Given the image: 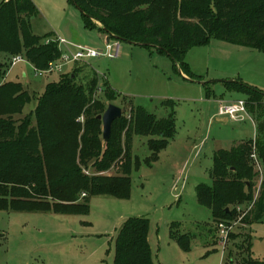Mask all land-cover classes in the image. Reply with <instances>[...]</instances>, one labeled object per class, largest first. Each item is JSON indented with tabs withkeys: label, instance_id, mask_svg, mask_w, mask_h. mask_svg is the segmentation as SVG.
Returning <instances> with one entry per match:
<instances>
[{
	"label": "rangeland",
	"instance_id": "rangeland-1",
	"mask_svg": "<svg viewBox=\"0 0 264 264\" xmlns=\"http://www.w3.org/2000/svg\"><path fill=\"white\" fill-rule=\"evenodd\" d=\"M33 1L39 9L38 15L31 19L35 35L44 38L52 33L82 46L98 49L104 46L105 34L85 27L80 11L69 0ZM200 2L211 6L210 0ZM175 17L188 20L182 18L179 11ZM203 20L188 21L206 29L209 20L205 16ZM93 22L102 27L101 22ZM180 33L188 34L185 30ZM119 46L116 58L69 62L61 71L36 72L23 53L17 55L22 59L9 67L13 55L0 52V64H5L6 69L4 80L19 82L34 95L40 94L46 83L58 81L61 75L81 67L78 73L75 71L77 83L95 74L98 77L97 85L103 90H96L95 96L104 98L109 85L116 94L128 99L123 102L118 96L109 102L121 107L122 115L128 119L125 128L131 123L132 103L161 118L170 111L161 104L166 99L172 101L175 123V133L159 151L160 160L153 167L142 162L150 155L148 136L132 135L130 166L136 158L140 159L141 166L130 174L127 197L89 195V209L73 214L55 211L51 202L48 209L35 212L0 210V264H113L114 239L122 223L132 216L149 220L148 239L155 264H250L264 260V214L258 221L253 218L264 167L255 153L254 143L251 153L256 154L258 166L251 159L252 200L228 204L226 208L234 209V216L215 223L210 209L197 202L194 188L199 182L211 183L210 168L216 149L229 148L243 139H255L258 121L253 116L236 122L218 115L215 100L248 101V91L238 85L236 90L242 93L228 90L225 80L264 91V52L212 37L207 43L187 51L185 66H175L169 55L154 48L124 41H120ZM23 73L26 74L23 76ZM206 85L210 96H207ZM34 105L33 100L14 117L21 119ZM260 117L264 119V113ZM124 131L120 135L122 142L126 138ZM193 146L192 153L199 152V156L193 158L191 153L186 174L174 181L172 173L175 172L170 165L176 160L180 162V157L188 154ZM124 160L127 161L126 155ZM123 164L125 167L121 159L110 171L99 175H115ZM81 170L86 176L96 174L91 164L82 166ZM84 195L80 193V197ZM219 222L232 226L224 244L219 240ZM170 230L190 235V247L182 248L170 237Z\"/></svg>",
	"mask_w": 264,
	"mask_h": 264
},
{
	"label": "trees",
	"instance_id": "trees-1",
	"mask_svg": "<svg viewBox=\"0 0 264 264\" xmlns=\"http://www.w3.org/2000/svg\"><path fill=\"white\" fill-rule=\"evenodd\" d=\"M69 1L80 11L85 27L119 41L166 53L175 66H185L187 51L207 43L212 37L264 52V0H210V8L200 0H180L178 4L176 0ZM177 11L188 20L198 18L204 22L205 16L209 24L202 29L198 23L177 20ZM38 13L33 0L0 2V52L13 55L11 58L23 53L36 72L47 70L49 62L60 58L56 42L45 43V39L55 35L48 33L42 38L32 31L31 19ZM93 20L101 22L102 27ZM78 70L81 67L61 75L58 81L46 83L44 90L34 95L19 82L5 81V64H0V210L35 212L48 209L51 202L55 211L73 214L89 209V195L127 197L130 174L141 163L136 158L130 166L132 135L148 136L150 155L142 160L146 165L158 159L159 151L174 135L171 100L162 101L170 111L161 118L129 100L132 103L129 127L125 128L126 116L116 118L108 140L103 141L101 120L97 116L104 112L106 102H113L120 95L105 83L104 98L95 96V91L101 89L97 85L98 77L95 74L77 83ZM223 82L228 90L248 91L246 108L258 125L255 139H243L229 148L216 149L210 168L211 183L199 182L194 187L197 202L210 209L215 223L235 215L234 209L226 208L228 204L252 200L250 155L253 143L264 167V119L260 117L264 113V91L240 82ZM205 87L210 96L209 87ZM120 97L123 102L128 100ZM33 100L34 108L16 119L14 116L22 113L25 105ZM124 129L126 138L122 142L120 135ZM121 159L125 167L123 164L117 174L99 175ZM88 164L95 175L82 173L81 167ZM82 192L85 195L80 197ZM263 214L264 179L254 202V221L260 220ZM148 232L147 218H127L114 239L113 264H155ZM169 233L182 248L190 247V235L171 230ZM250 264H264V260Z\"/></svg>",
	"mask_w": 264,
	"mask_h": 264
},
{
	"label": "built area",
	"instance_id": "built-area-1",
	"mask_svg": "<svg viewBox=\"0 0 264 264\" xmlns=\"http://www.w3.org/2000/svg\"><path fill=\"white\" fill-rule=\"evenodd\" d=\"M54 41L57 44L58 50L60 51V58L57 61L49 62L46 71H61L65 63L79 62L85 59H97V58H116L119 55L120 41L115 38L105 40L104 46L101 49L93 48L90 46H82L68 42L63 37L54 36L47 38L45 43ZM21 56H14L11 58V64L14 65L20 61ZM217 114L229 117L231 120L236 122L243 121L245 116L250 114L246 108V102L244 99H233L230 101L218 100L217 102ZM251 116V115H250ZM249 116V117H250ZM255 153H251L250 157L254 161V165L258 166V160L255 157ZM219 240L221 243L227 240L231 225L227 223L219 222L217 224ZM224 246V245H223Z\"/></svg>",
	"mask_w": 264,
	"mask_h": 264
},
{
	"label": "water",
	"instance_id": "water-1",
	"mask_svg": "<svg viewBox=\"0 0 264 264\" xmlns=\"http://www.w3.org/2000/svg\"><path fill=\"white\" fill-rule=\"evenodd\" d=\"M122 116L121 107L117 106L113 103H108L105 111L98 115V119L101 120L102 123V139L103 141H107L111 132L112 123L116 118ZM79 199V197H77Z\"/></svg>",
	"mask_w": 264,
	"mask_h": 264
},
{
	"label": "crops",
	"instance_id": "crops-1",
	"mask_svg": "<svg viewBox=\"0 0 264 264\" xmlns=\"http://www.w3.org/2000/svg\"><path fill=\"white\" fill-rule=\"evenodd\" d=\"M34 2V1H33ZM39 10V9H38ZM105 37L107 38V36L105 35ZM120 53V52H119ZM24 74H26V73H23V76H24ZM222 100V99H221ZM215 102L217 103L218 102V100L216 101L215 100ZM255 130V129H254ZM253 130V131H254ZM192 152H194V146L190 149V151H189V153L187 154H185L184 155V157L182 158V156L180 157V162H178V160H176V161H174V163L172 164V165H170V167H171V170L172 171H174L175 173L173 174L172 172V176H173V180L174 181H176L177 179H179V177L180 176H182V175H185L186 174V169H187V166H188V163H189V156H190V154L192 153ZM197 156H199V152H196V154H194V153H192V157L194 158H196ZM160 160V155H159V159L157 160V161H155V162H153L152 163V165H148V166H151V167H153V166H155V164H157V162ZM141 166V165H140ZM140 168V167H139ZM138 168V169H139ZM137 169V170H138ZM110 171V170H109ZM108 171V172H109ZM149 240V239H148Z\"/></svg>",
	"mask_w": 264,
	"mask_h": 264
}]
</instances>
